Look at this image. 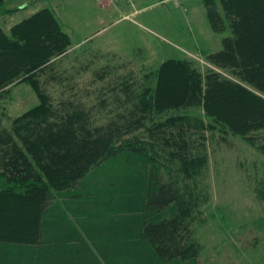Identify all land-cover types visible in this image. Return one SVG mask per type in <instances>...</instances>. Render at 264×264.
I'll use <instances>...</instances> for the list:
<instances>
[{"label": "trees", "instance_id": "obj_1", "mask_svg": "<svg viewBox=\"0 0 264 264\" xmlns=\"http://www.w3.org/2000/svg\"><path fill=\"white\" fill-rule=\"evenodd\" d=\"M207 2L213 25L232 30L210 58L237 79L213 69L204 76L190 61L170 58L138 85L123 80L120 106L105 123L82 102L56 105L43 85L48 72L56 78L51 70L71 47L52 9L24 18L9 34L0 28V91L27 82L39 98L10 127L0 117V264H12L14 245L91 234L93 222L105 223L95 232L139 237L115 264H198L202 244L192 224L207 199V127L219 125L264 151V0H221L224 14ZM192 106L212 122L180 113ZM72 199L81 200L78 208Z\"/></svg>", "mask_w": 264, "mask_h": 264}, {"label": "rangeland", "instance_id": "obj_2", "mask_svg": "<svg viewBox=\"0 0 264 264\" xmlns=\"http://www.w3.org/2000/svg\"><path fill=\"white\" fill-rule=\"evenodd\" d=\"M213 2L224 14L221 0ZM42 8L57 14L71 38L69 52L51 70L58 79L48 72L43 85L56 105L66 98L82 102L97 123L117 112L123 80L138 85L146 71L170 58L190 61L204 76L213 69L237 79L210 58L232 30L213 25L207 0H3L0 28L9 34ZM38 102L27 82L0 91L3 125L10 127L12 118ZM180 113L212 122L202 107ZM207 130V199L192 224L202 244L198 264H264V151L241 135H224L219 125Z\"/></svg>", "mask_w": 264, "mask_h": 264}, {"label": "crops", "instance_id": "obj_3", "mask_svg": "<svg viewBox=\"0 0 264 264\" xmlns=\"http://www.w3.org/2000/svg\"><path fill=\"white\" fill-rule=\"evenodd\" d=\"M112 199L111 206L115 209L114 202L116 200ZM80 202V199H72L71 205L78 208ZM100 206V204L95 206L98 207L97 212L94 207H91L97 216L103 214ZM129 207L128 203L124 209L123 219L122 216L119 218L123 220L125 230L131 224V219L126 217ZM83 209L81 210L83 211ZM105 211V214L113 213L108 209ZM96 225L95 222L92 223L91 234L83 233L80 236L77 235L76 238H69L68 235H50L49 243L14 245L10 255L12 264H115L116 259H125L133 253V243L139 241L137 235L132 234L131 231L123 234L99 233L95 232L94 228L103 230L105 223L100 225L102 227H99V224ZM117 227L118 225L114 223V228Z\"/></svg>", "mask_w": 264, "mask_h": 264}]
</instances>
